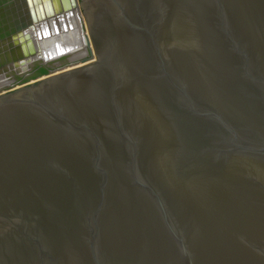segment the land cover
I'll return each instance as SVG.
<instances>
[{
    "label": "water",
    "instance_id": "obj_1",
    "mask_svg": "<svg viewBox=\"0 0 264 264\" xmlns=\"http://www.w3.org/2000/svg\"><path fill=\"white\" fill-rule=\"evenodd\" d=\"M78 1L0 0V264H264V0Z\"/></svg>",
    "mask_w": 264,
    "mask_h": 264
},
{
    "label": "bare ground",
    "instance_id": "obj_2",
    "mask_svg": "<svg viewBox=\"0 0 264 264\" xmlns=\"http://www.w3.org/2000/svg\"><path fill=\"white\" fill-rule=\"evenodd\" d=\"M67 18L73 27H69L67 32L60 34L55 41L47 38L43 45L45 52L47 55H53L66 50L75 51L76 49H81V55H88L85 59H93L94 52L91 43L88 42L87 45L84 44V37L85 35H88V30L78 0L75 11L67 15ZM67 21L68 20L66 19V23ZM81 24L85 31H82ZM87 49L89 53L87 52Z\"/></svg>",
    "mask_w": 264,
    "mask_h": 264
},
{
    "label": "rangeland",
    "instance_id": "obj_3",
    "mask_svg": "<svg viewBox=\"0 0 264 264\" xmlns=\"http://www.w3.org/2000/svg\"><path fill=\"white\" fill-rule=\"evenodd\" d=\"M65 17H67V16L65 15ZM66 19H67V18L64 19L65 22H66ZM67 20H68V21H67V25H69V24H70V23H69V19H67ZM68 23H69V24H68ZM47 28H48V27H47ZM60 34H62V33L59 32V34H58L57 36H55V37L51 36V37H49V38L52 39L53 41H55L56 38H58ZM88 34H89V33H88ZM91 45H92V43H91Z\"/></svg>",
    "mask_w": 264,
    "mask_h": 264
}]
</instances>
